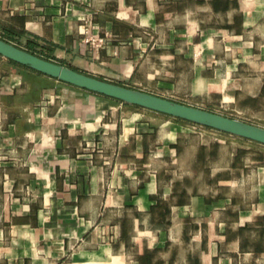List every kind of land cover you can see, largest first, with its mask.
<instances>
[{
	"label": "crops",
	"instance_id": "crops-1",
	"mask_svg": "<svg viewBox=\"0 0 264 264\" xmlns=\"http://www.w3.org/2000/svg\"><path fill=\"white\" fill-rule=\"evenodd\" d=\"M0 25L264 127V0H0ZM184 130L0 55V264H264V152L237 163Z\"/></svg>",
	"mask_w": 264,
	"mask_h": 264
},
{
	"label": "water",
	"instance_id": "water-1",
	"mask_svg": "<svg viewBox=\"0 0 264 264\" xmlns=\"http://www.w3.org/2000/svg\"><path fill=\"white\" fill-rule=\"evenodd\" d=\"M0 55L43 75H49L80 89L83 88L129 105L138 106L153 112L156 111L172 118L193 122L208 128L211 127L224 133L264 144V127L262 128L246 121L243 122L233 117H226L210 110L207 111L192 105L171 101L167 98L115 84L102 78L99 79L90 74L74 70L67 65L40 58L2 39H0Z\"/></svg>",
	"mask_w": 264,
	"mask_h": 264
},
{
	"label": "rangeland",
	"instance_id": "rangeland-1",
	"mask_svg": "<svg viewBox=\"0 0 264 264\" xmlns=\"http://www.w3.org/2000/svg\"><path fill=\"white\" fill-rule=\"evenodd\" d=\"M47 53L48 52H45V53L42 52V55L44 57L48 56ZM58 62H61L63 65H68V64H65L66 63L65 61H58ZM117 83H121V81L115 82V84H117ZM154 91H156V90H154ZM165 97L169 98L168 95H165ZM172 98H174V96H172L171 99ZM118 102L114 101L115 104H117ZM122 105H124V104H122ZM196 105L200 106V104L198 102L196 103ZM124 106H126L128 109H139V110H145L146 112H149V111L153 112L151 110L144 109V108H141L138 106L137 107H134L133 105H124ZM207 111H209V109ZM210 111H212V109ZM215 111L218 114H221L224 116L226 115V117L229 116V117L237 118L236 114L232 111H228V110L224 111L223 109L218 110L217 108H213V112H215ZM159 115L164 119H168L172 122L175 121L177 124L183 126L185 128V130L187 128L190 131H185V130L184 131L189 132L190 135L191 134L195 135V137H194L195 141L201 140L204 143H209L210 147L212 149H218L219 146L222 148L228 149L229 151L232 148L236 149L237 152L235 153V156H232V157H233V161L235 160V161H237V163L243 162L246 159V157L250 156L246 153H251V152L256 153L258 151H260L262 153L264 152V144L262 145L258 142H254V141H251V140L246 139V138L243 139V138H240L238 136H235V135H232L229 133H224L222 131L216 130V129L211 128V127L208 128V127H205L202 125L195 124L193 122L190 123V122L178 119V118H174V117L172 118V117L165 115V114H162V113H159ZM238 116L240 117L241 115H238ZM240 118L243 119V118H250V117L248 115H245V117L241 116ZM252 124L258 125V124H256V122H254ZM183 134H185V133H183Z\"/></svg>",
	"mask_w": 264,
	"mask_h": 264
},
{
	"label": "trees",
	"instance_id": "trees-1",
	"mask_svg": "<svg viewBox=\"0 0 264 264\" xmlns=\"http://www.w3.org/2000/svg\"><path fill=\"white\" fill-rule=\"evenodd\" d=\"M23 34H24V32L22 31L21 28L14 29L11 26L6 27V26H1L0 25V39L5 40L7 42H11V43L15 44L16 46L22 48L23 50L28 51V52H30V53H32V54H34V55H36V56H38L40 58L49 59L47 56L44 57L42 55V52L43 53H44V51L48 52V51H50V49H48L47 47L40 46V50H39L37 48V47H39V45H38V43L35 40L27 38V40L25 41L24 45L22 46L20 37ZM12 62H14V61H12ZM56 63L63 65L61 62H56ZM23 67H26V66H23ZM26 68H28V67H26ZM72 69H74V68H72ZM74 70H76V69H74ZM117 84L122 85L121 83H117ZM100 95H102V94H100ZM102 96H104V95H102ZM105 97H107V96H105ZM107 98H109V97H107ZM110 99H112V98H110ZM112 100H114L116 102L119 101V100L117 101L115 99H112ZM119 102H121V101H119ZM121 103L124 104V105H129V104H126L124 102H121ZM134 107H136V106H134Z\"/></svg>",
	"mask_w": 264,
	"mask_h": 264
},
{
	"label": "built area",
	"instance_id": "built-area-1",
	"mask_svg": "<svg viewBox=\"0 0 264 264\" xmlns=\"http://www.w3.org/2000/svg\"><path fill=\"white\" fill-rule=\"evenodd\" d=\"M79 35L83 42L95 52H97L100 48L104 47L110 40L106 33L98 35L94 32V29L88 24L83 25L81 27Z\"/></svg>",
	"mask_w": 264,
	"mask_h": 264
}]
</instances>
